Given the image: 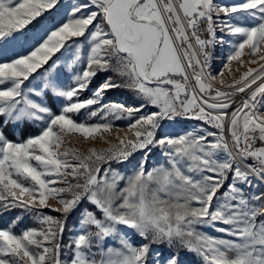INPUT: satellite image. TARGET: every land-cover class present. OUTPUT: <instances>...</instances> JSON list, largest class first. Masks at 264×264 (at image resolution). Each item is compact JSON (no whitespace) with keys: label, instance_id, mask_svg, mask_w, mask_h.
Returning <instances> with one entry per match:
<instances>
[{"label":"snow or ice","instance_id":"6c2138e0","mask_svg":"<svg viewBox=\"0 0 264 264\" xmlns=\"http://www.w3.org/2000/svg\"><path fill=\"white\" fill-rule=\"evenodd\" d=\"M217 57L229 75L259 67L226 83ZM25 125L38 131L22 138ZM137 152L131 174L112 167ZM253 174L264 181V0H0V264H181L182 249L264 264Z\"/></svg>","mask_w":264,"mask_h":264},{"label":"rangeland","instance_id":"374dc122","mask_svg":"<svg viewBox=\"0 0 264 264\" xmlns=\"http://www.w3.org/2000/svg\"><path fill=\"white\" fill-rule=\"evenodd\" d=\"M245 51H247V50H245ZM217 53H219V48H217ZM242 59L247 60V57L246 56L242 57ZM212 64H213L212 71H213L214 75L220 70L224 71V76L223 77H219V79H224L226 81V83H231L233 78L239 79V76L244 71L247 70V67H253V68H258L259 67V64H250V65H247V67H241L238 62H233V64L231 65L232 74L229 75L228 70L227 69H223V66L221 64V59L219 57L214 58L213 61H212ZM237 68H239V71L236 70ZM103 75H112V73L102 74L101 80L103 79ZM101 80L95 81L94 82V86H95V84H99L101 82ZM193 83H194V81H193ZM257 83H259V81ZM215 86L216 87H220V85L218 83ZM252 87L255 88L256 85H253ZM250 91L251 90H247L245 93H241V94H244V96H247ZM87 94L88 93H85V95H87ZM121 94L127 95L129 100L130 101L132 100V94L131 93H128V92H126L124 90H121ZM115 95L116 94L112 93V92L108 93V97L109 98H112ZM117 123H124V122L121 121V122H117ZM187 123H199V122L189 121ZM11 127L12 126L9 125L8 130L7 129L4 130L10 140L15 139V137L12 134ZM211 130L212 131H216L215 129H211ZM36 131H38V126L34 127V126H31V125H25L20 130V135L23 138V137H26L29 133H34ZM124 134H125L124 132L119 133V135H121V136L124 135ZM109 139H113L114 140V137H109ZM69 142H70L72 147L77 148V149H79L81 151H85V152H86V148L91 146V142H89L88 145H85V144H83L81 142V140L79 138H73ZM95 146L98 149L101 148V147H106V145L99 144V143H97ZM257 146H259V142H257ZM229 148L232 149V145H231L230 142H229ZM158 153H159V149H153V153L148 157L147 167L151 168L153 165H155L157 163V160L159 158L158 157ZM142 155H143L142 152H137L132 157H130V159L127 162L122 163V164L113 163L112 167L118 169L120 172H122L124 174H131V172L133 170V167L138 163V161L141 159ZM252 162L253 161L251 159H249L247 161V163H249V164H251ZM241 167H243V165H241ZM245 170L247 171V169H245ZM250 179L252 180V182L254 184L260 185V188L264 189V181H261L256 175H254V174L251 175ZM122 186H123V182H121V187ZM18 211L19 210H16L15 212H13L12 213V217H14L17 214ZM42 211L45 214H47V215H52V216H59L60 215V213L53 212V211H51V209H48V208H45ZM76 215L77 214H73V217L70 218L69 225H68L69 229L72 228V224L74 222V219H75ZM24 224H27L28 226H35L34 225V221L31 218H28V217H25ZM208 231L211 232V230H208ZM211 234L212 235H219V234L214 233V232H212ZM67 238H68L67 237V233H65V241L67 240ZM135 239H136L137 242H140V238L139 237H136ZM180 259H181V264H199V258L194 253H189V252H187L186 250H183V249L180 250Z\"/></svg>","mask_w":264,"mask_h":264},{"label":"trees","instance_id":"16d2710c","mask_svg":"<svg viewBox=\"0 0 264 264\" xmlns=\"http://www.w3.org/2000/svg\"><path fill=\"white\" fill-rule=\"evenodd\" d=\"M8 130V128H6ZM13 213V212H12ZM12 213L7 214L3 219L10 220L12 217Z\"/></svg>","mask_w":264,"mask_h":264},{"label":"built area","instance_id":"2783aa9c","mask_svg":"<svg viewBox=\"0 0 264 264\" xmlns=\"http://www.w3.org/2000/svg\"><path fill=\"white\" fill-rule=\"evenodd\" d=\"M240 95H241V97H244V94H239V95H237V96L235 97V99H236V100H240V99H237L238 96H240ZM234 107H235V105H234Z\"/></svg>","mask_w":264,"mask_h":264},{"label":"bare ground","instance_id":"6f19581e","mask_svg":"<svg viewBox=\"0 0 264 264\" xmlns=\"http://www.w3.org/2000/svg\"><path fill=\"white\" fill-rule=\"evenodd\" d=\"M241 98V96H239L237 99H240Z\"/></svg>","mask_w":264,"mask_h":264}]
</instances>
